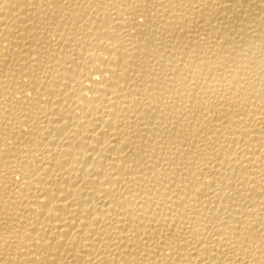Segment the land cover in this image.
I'll use <instances>...</instances> for the list:
<instances>
[{
	"label": "bare ground",
	"instance_id": "6f19581e",
	"mask_svg": "<svg viewBox=\"0 0 264 264\" xmlns=\"http://www.w3.org/2000/svg\"><path fill=\"white\" fill-rule=\"evenodd\" d=\"M0 264H264V0H0Z\"/></svg>",
	"mask_w": 264,
	"mask_h": 264
}]
</instances>
